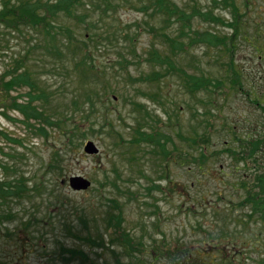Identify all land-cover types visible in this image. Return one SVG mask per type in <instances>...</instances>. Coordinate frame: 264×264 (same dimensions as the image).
<instances>
[{"label":"rangeland","instance_id":"1","mask_svg":"<svg viewBox=\"0 0 264 264\" xmlns=\"http://www.w3.org/2000/svg\"><path fill=\"white\" fill-rule=\"evenodd\" d=\"M173 1L186 14L172 17L174 23L163 20L167 16L153 0H112L109 7L108 0H75V17L61 13L64 6L52 14L41 10L51 33L0 24V75L17 67L16 73L28 70L32 81L10 96L0 91V162L14 166L10 172L0 167V180L23 173L33 187L20 199H0V213L15 214L0 220V264H263L264 218H249L234 203L244 195L235 188L237 175L251 174V168L264 171V158L254 164L215 150L228 143L240 148L239 139L264 136L259 107L264 104V51L255 48L264 45V0ZM196 6L229 22L232 6L237 8L241 20L233 54L200 37L206 30L231 37L232 28L200 15L184 27ZM17 13L24 24L32 19L28 11ZM89 13L93 27L87 30L79 20ZM90 32L100 36L97 44ZM68 37L85 39L95 64L87 75L78 73L85 78L78 82L68 72L75 66L72 58L68 71H57L58 56L49 50L48 43ZM71 44L64 47L70 54ZM186 73L204 88L192 90ZM41 89L46 99L19 103L28 99L27 92ZM87 91L98 102L91 119L81 114L91 106ZM18 96L21 110L13 105ZM78 96L76 107L71 100ZM30 105L38 115L60 119V126L43 122L44 127L34 128L42 117H34L35 109L28 112ZM73 123L82 135L79 129L68 133ZM134 129L148 131L151 138L131 141ZM195 132L200 133L197 143L191 141ZM11 137L21 138L23 145ZM160 138L167 151L152 144ZM88 141L96 143L98 154L84 152ZM188 155H205L204 161L197 164ZM76 175L91 185L73 189L69 180ZM119 211L123 219L116 218ZM114 228L130 231L134 239L128 245L117 241ZM214 236L221 252L210 248L205 257Z\"/></svg>","mask_w":264,"mask_h":264},{"label":"trees","instance_id":"2","mask_svg":"<svg viewBox=\"0 0 264 264\" xmlns=\"http://www.w3.org/2000/svg\"><path fill=\"white\" fill-rule=\"evenodd\" d=\"M67 1L68 0H59L55 3V5H53L50 1L43 2V0H35V1H33V0H19L17 2H15L13 0H2L0 2L1 3L0 24H4V25L6 24L7 25V21H8V22H13V24H16V27H18V28H20L23 25H25V26L29 25V26H33V28H35V29H40V30L43 29V31L45 30L46 33H51L54 30H52L49 23L47 24V22H48L47 18H46L47 16L45 14L43 15L41 13V10H49L50 13L52 14V13L57 11V8L64 6L65 10L62 11L61 13H65L69 17H75L76 15L73 13V10H72V1L75 2V0H69L70 4H68ZM91 2H93V1H91ZM224 2H223L224 5L229 4L228 0H224ZM152 3H153V5L157 11L159 10L160 12H163V15L167 16V17L163 18V20L167 21V23H174L173 19H172V17H174V16H176V19H177V16L179 14L186 15L184 13V11L182 9H180L178 7V5L175 3V1H173V0H153ZM88 4H89V2H88ZM107 6L108 7L113 6L112 0H110V1L108 0ZM232 7H233L232 9L234 12V14H233L234 20H232L230 22L223 19L220 16H216L215 14H210V13L207 14L206 12L200 10L201 8H199L197 6L193 7V10H192L191 14L189 15V18L185 17L186 20H185L184 27L185 26L190 27V23H189L190 17H192L194 15H200V16L204 17L205 19L212 20L214 22H218V23H221L225 26L232 28L233 33H232L231 37H229L225 34L219 35L216 32H213L211 30H206L205 32H201L202 34L200 35V37L203 39H206L207 41L212 42V43L218 42V44H222L219 46H222V47L225 46L227 51H231V53L233 54L232 48L235 45L234 38L237 40L239 37L240 14H239V12L235 6H232ZM18 10H20L21 12H22V10L28 11L32 17L31 21L24 24V22H22L23 16L22 15H21V17L18 16L19 15L17 13ZM2 15H3V17H2ZM88 17H91L90 13H89V15H86V16H85V14H83L79 21L82 20V23L86 24L87 30H90L89 27H93V22H90L87 19ZM87 23H90V25H88ZM94 26H95V24H94ZM233 26H235V28H233ZM189 30H190V28H189ZM191 31L193 32L195 30L191 29ZM183 32H184V30L182 31V33ZM162 35L166 37V35H164V34H162ZM94 36H95V34L93 32L92 33L90 32L89 38L92 37V41L95 44H97L98 38L100 36L96 37V38ZM189 36H191V35H189ZM178 37H180V36H178ZM55 38H56V36H55ZM193 40H195V38H194V36L193 37L191 36L190 41L192 43H193ZM72 41H73V39L71 37H68V38H65L64 40H61L59 42L48 43V44L51 47V49H49V50L53 51V54H56L58 56V59H59V61L55 62L56 66L54 68L57 71L64 70V68L65 69L67 68L66 71H68V69H69L68 65L69 64L67 61H69L70 58H72V62H75V66H71V68H73V70L68 71V72L70 73L69 75H72V76L74 74H76V79H77L76 82H78V80L85 79L84 77H83V79H81L78 73L87 75L86 74L87 70H89L90 72L93 71L95 69V64H94L93 60L91 59L92 58L91 57V51L89 49L90 45L86 42V40L85 39H76L74 42H72ZM167 41L170 42L172 40L170 37H168ZM176 41L180 42L181 40L180 41L176 40ZM71 42H72V44H71ZM69 44H71L70 47L74 46L73 50H71L72 54H70L64 48V47H68ZM231 44H234V45L231 47ZM179 48H181V47H178L177 49H179ZM62 49H64L66 51L65 57H64V55L60 56V54H64L62 52ZM231 62H233V61H231ZM16 70H17V67H16ZM16 70H14V68H13V70H8L3 75H0V91H1L2 95L7 94L10 96L11 91L17 90L18 87L22 86L23 84L32 85V81H30L31 77H30L28 70L24 69V71H21L20 73H16ZM177 70H181L183 72V74L185 73V71L183 69H180L179 67ZM186 74L189 75V78H190L189 79V85L191 86L192 90L195 87L204 88L202 86H198L197 84H195L194 78L191 74H188V73H186ZM241 87H242V85H241ZM85 94H86V98L90 101L91 106L87 110L85 109V112L81 113V114H83V117L89 118L93 114V112L96 108V104L98 102L95 101L96 97L95 98L92 97L93 95L89 94L88 91ZM27 96H28V99H23L22 102H19V103H25L26 104L28 100L31 101L33 99L39 100L41 98H44V99L47 98V95H45V91L42 89L37 94H32L30 92L29 93L27 92ZM19 97L20 96L13 97V99H15L13 105H19V106H16L14 109L18 108L21 110L20 107H22V105L16 103V102H18L17 100L19 99ZM53 97L55 98L54 95H53ZM78 97H75L71 100V104L74 103V105L76 107L79 105L80 100H81L80 97H82V96H78ZM84 97H85V95H84ZM2 99H3V97H2ZM259 107H261V109L264 111V104L259 103ZM34 109H35V112H34L35 116L34 117L37 119L42 117L41 125L34 124L33 125L34 128L40 129V128L44 127L42 125L43 122H46L48 124H54V122H55L57 126H60V122H61L60 119L54 121V119L51 118V116L49 114L45 115L46 113H42L41 115H38L39 110L37 107H32L30 105L28 107V112H29V110L33 111ZM22 112H25V111L22 110ZM85 113H89V114L85 115ZM210 114H212V113H210ZM70 115H71V111H70ZM68 117L69 118L71 117V119L73 118L72 115L68 116ZM90 119H91V117H90ZM93 119H97V118L93 117ZM77 129H79V131L82 135L83 130L80 129V127L76 123L72 124V127L70 129H68V133L69 134L75 133V132H77ZM2 130H4V128H2ZM205 130L206 129H204V131ZM233 130L234 129H232L231 132H233ZM134 131L137 135L132 137L131 141L142 140V141L147 142V139L145 137H150L147 134L149 132L148 131L145 132L146 130H144V129H136V130L134 129ZM235 137L236 136L234 133V138ZM199 138H200V133L195 132V136L191 141L193 143H197L198 140H200ZM11 140L14 141L15 143L22 144V145L24 143L21 138H12L11 137ZM131 141L129 140V142H131ZM152 141H154V139L150 140V142H152ZM239 141L241 142V144L239 145L240 148L231 149V148H229V146H228L229 143H228L227 146L225 145L223 150L221 149L219 151H217V150H215V151L216 152H223V151L228 152L233 157H235L238 161L239 160L246 161L247 159H250L252 161V163H254V164L258 162L259 157L264 158V136H262L261 138L256 137V138H251V139H247V138L239 139ZM152 144H155L160 148L162 147L163 150H166L165 149V141H162V138H160V140H158L156 142H153ZM13 155H15V154H10V153L8 154V156L11 158H13ZM204 156L205 155H202L201 158H198L195 155H192L190 157L188 155L187 159H190L192 162H196L197 164H201V162L204 161ZM53 166L55 167L56 165H53ZM0 167H2L3 170H5L7 172H10L14 168V166H12L10 164V162H8V161L0 162ZM253 168H254V166H253ZM250 171H251V174L246 173L245 175H243L241 173V174L237 175V177H236L237 183L235 185V188H236V190H243L244 195H243L242 199L240 198L237 202L234 203V207L236 209H241V210L245 211L249 218L253 217V216H257V215L264 218V171H262V170L254 171L252 168L250 169ZM5 175H7V173ZM34 177H35V174H34ZM39 180L42 182L45 181L43 178H41ZM116 187L118 188L119 185L116 184ZM160 187L162 188V186H160ZM27 189L33 190V187H30L28 179H27L25 174L19 173L17 176L15 175L13 177L11 175L5 176L4 180H0V199L4 202H6L9 199H20L27 194V191H26ZM17 196L19 198H17ZM109 213H110V215H112L111 211ZM14 216H15V214L12 211L0 213V220L3 218L6 219V217H10L12 219ZM116 218L123 219L121 211H119L116 214ZM240 218L242 219L241 216H240ZM109 223L112 224V219L109 221ZM114 230L117 231L118 235H119L118 237L115 238L117 241L123 240V242L128 245L129 241H131V239H134L133 236L131 235L130 231L122 230V232H120L116 228H114ZM69 233H72V230H69ZM87 239H89V238H85V240H87ZM90 239L95 241L93 238H90ZM210 239H211V243L208 245V248H207L208 252L205 255V257H208V256H210V254H212L209 251L210 248H211V251L221 252L220 248H219L218 237L214 236L213 238L210 237ZM182 247L190 249L188 246H182ZM76 250L78 251V249H76ZM203 252L204 251L202 250V252H198L197 255L199 257H203L202 256ZM263 264H264V260H263Z\"/></svg>","mask_w":264,"mask_h":264},{"label":"water","instance_id":"3","mask_svg":"<svg viewBox=\"0 0 264 264\" xmlns=\"http://www.w3.org/2000/svg\"><path fill=\"white\" fill-rule=\"evenodd\" d=\"M85 151L89 154L98 153V148L95 143L89 141L85 146ZM70 185L75 190L87 189L90 186V182L82 176H73L70 178Z\"/></svg>","mask_w":264,"mask_h":264},{"label":"flooded vegetation","instance_id":"4","mask_svg":"<svg viewBox=\"0 0 264 264\" xmlns=\"http://www.w3.org/2000/svg\"><path fill=\"white\" fill-rule=\"evenodd\" d=\"M240 20H241V18H240ZM255 48H257L258 51H264V45H262V46H256Z\"/></svg>","mask_w":264,"mask_h":264}]
</instances>
